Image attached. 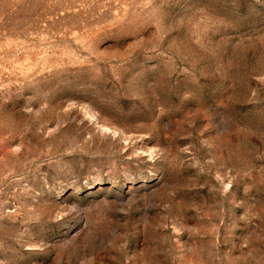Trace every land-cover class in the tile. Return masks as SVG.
<instances>
[{"label": "rangeland", "instance_id": "1", "mask_svg": "<svg viewBox=\"0 0 264 264\" xmlns=\"http://www.w3.org/2000/svg\"><path fill=\"white\" fill-rule=\"evenodd\" d=\"M0 264H264V0H0Z\"/></svg>", "mask_w": 264, "mask_h": 264}]
</instances>
